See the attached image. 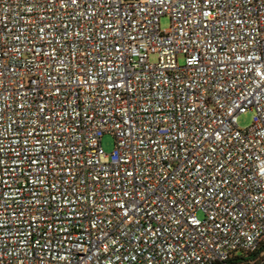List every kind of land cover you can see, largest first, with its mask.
Listing matches in <instances>:
<instances>
[{
    "label": "built area",
    "instance_id": "obj_1",
    "mask_svg": "<svg viewBox=\"0 0 264 264\" xmlns=\"http://www.w3.org/2000/svg\"><path fill=\"white\" fill-rule=\"evenodd\" d=\"M262 243L264 0H0V264Z\"/></svg>",
    "mask_w": 264,
    "mask_h": 264
},
{
    "label": "rangeland",
    "instance_id": "obj_2",
    "mask_svg": "<svg viewBox=\"0 0 264 264\" xmlns=\"http://www.w3.org/2000/svg\"><path fill=\"white\" fill-rule=\"evenodd\" d=\"M160 28L167 29L169 27V19L167 16H162L159 20ZM179 63H182V58L178 59ZM252 112H246L238 117V126L240 128H246L250 125L252 120ZM101 146L106 154H109L113 150L114 141L112 136L106 134L101 138Z\"/></svg>",
    "mask_w": 264,
    "mask_h": 264
},
{
    "label": "trees",
    "instance_id": "obj_3",
    "mask_svg": "<svg viewBox=\"0 0 264 264\" xmlns=\"http://www.w3.org/2000/svg\"><path fill=\"white\" fill-rule=\"evenodd\" d=\"M261 253H264V243H262L261 247L259 248L258 251H256V253L252 254V256H259Z\"/></svg>",
    "mask_w": 264,
    "mask_h": 264
}]
</instances>
